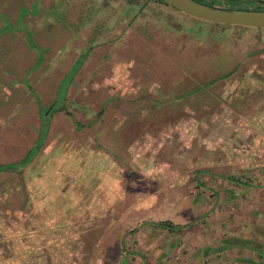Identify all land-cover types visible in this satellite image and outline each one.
I'll use <instances>...</instances> for the list:
<instances>
[{
	"label": "rangeland",
	"instance_id": "obj_1",
	"mask_svg": "<svg viewBox=\"0 0 264 264\" xmlns=\"http://www.w3.org/2000/svg\"><path fill=\"white\" fill-rule=\"evenodd\" d=\"M1 28L0 164L55 105L0 171V264H264V28L0 0Z\"/></svg>",
	"mask_w": 264,
	"mask_h": 264
},
{
	"label": "water",
	"instance_id": "obj_2",
	"mask_svg": "<svg viewBox=\"0 0 264 264\" xmlns=\"http://www.w3.org/2000/svg\"><path fill=\"white\" fill-rule=\"evenodd\" d=\"M181 13L200 21L249 28H264V9L214 6L198 0H161Z\"/></svg>",
	"mask_w": 264,
	"mask_h": 264
},
{
	"label": "trees",
	"instance_id": "obj_3",
	"mask_svg": "<svg viewBox=\"0 0 264 264\" xmlns=\"http://www.w3.org/2000/svg\"><path fill=\"white\" fill-rule=\"evenodd\" d=\"M156 1H159V2H162L161 0H156ZM230 3H249L250 0H229ZM4 30V29H0V32ZM78 61L76 64H74L72 66V68L75 70L77 68V65H78ZM209 83V82H208ZM197 90L199 89H194L192 92H196ZM47 108V107H46ZM45 108V109H46ZM45 109L42 110V117L44 118L43 119V122H42V127H41V130L40 132L38 133V136L36 137L35 139V142L34 144H32L28 150L25 152L24 156L22 158H20L19 160H16V161H12V162H7V163H2L0 164V171H3V170H15L16 173H18L19 175H21V172L24 168L28 167L29 163L31 162L32 158L34 157V155L39 151L43 141H44V137H45V133H46V125H47V121L45 120L46 118V113H44ZM79 125V124H77Z\"/></svg>",
	"mask_w": 264,
	"mask_h": 264
},
{
	"label": "crops",
	"instance_id": "obj_4",
	"mask_svg": "<svg viewBox=\"0 0 264 264\" xmlns=\"http://www.w3.org/2000/svg\"><path fill=\"white\" fill-rule=\"evenodd\" d=\"M77 61H78V59H77ZM73 65V64H72ZM71 65V66H72ZM72 68V67H71ZM72 74V73H71ZM67 84V83H66ZM65 87H66V85H65ZM65 87H64V90H63V92L65 91ZM54 105L55 104H53V103H49V104H45V105H43V108H39L38 107V110H39V117L41 116V114H40V111L42 112V110L43 109H45L46 107H48V106H50L49 107V109H50V111H52V108L54 107ZM49 111V110H48ZM47 111V112H48ZM47 112H46V114H47ZM45 120H46V118H45ZM42 122H43V120H42V118L40 117V124H39V127H38V130H37V134H36V136H35V139H36V137L38 136V133L40 132V130H41V127H42ZM45 138V137H44ZM35 142V141H34ZM34 144V143H33ZM28 150V149H27Z\"/></svg>",
	"mask_w": 264,
	"mask_h": 264
},
{
	"label": "flooded vegetation",
	"instance_id": "obj_5",
	"mask_svg": "<svg viewBox=\"0 0 264 264\" xmlns=\"http://www.w3.org/2000/svg\"><path fill=\"white\" fill-rule=\"evenodd\" d=\"M207 84H209V83H207Z\"/></svg>",
	"mask_w": 264,
	"mask_h": 264
}]
</instances>
